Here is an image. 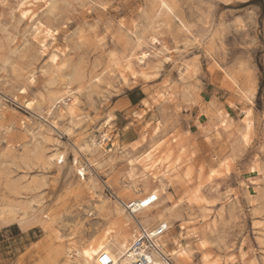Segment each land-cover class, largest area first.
<instances>
[{
    "label": "rangeland",
    "instance_id": "rangeland-1",
    "mask_svg": "<svg viewBox=\"0 0 264 264\" xmlns=\"http://www.w3.org/2000/svg\"><path fill=\"white\" fill-rule=\"evenodd\" d=\"M8 209L0 264H77L105 232L116 249L162 222L188 252L164 264H264V0H0Z\"/></svg>",
    "mask_w": 264,
    "mask_h": 264
},
{
    "label": "bare ground",
    "instance_id": "bare-ground-1",
    "mask_svg": "<svg viewBox=\"0 0 264 264\" xmlns=\"http://www.w3.org/2000/svg\"><path fill=\"white\" fill-rule=\"evenodd\" d=\"M38 36V35H37ZM154 37V36H153ZM34 40V39H33ZM35 41V40H34ZM43 41V40H42ZM38 42V41H37ZM41 42V41H40ZM47 43V42H46ZM39 44V43H38ZM42 45V44H41ZM45 45V44H44ZM149 54L143 53L142 55L139 57L140 60H143L144 58H147ZM141 62V61H140ZM70 94V93H69ZM68 94V95H69ZM62 97H57L56 99V105L60 104L63 102V100H60ZM55 99V98H54ZM63 99V98H62ZM70 99V98H69ZM67 105V104H66ZM27 106H29V104H27ZM71 108V107H70ZM60 113V112H59ZM74 111L73 109L69 110V114H73ZM247 115L250 116L251 114V110L246 111ZM247 118V117H246ZM246 121V127L248 130V132L250 131V128L252 127V120L249 118ZM245 123V122H244ZM107 130V129H106ZM105 130V131H106ZM104 131V130H103ZM247 133H243V139L245 141H248L249 138V134ZM105 133V132H104ZM108 136V135H107ZM104 137V136H103ZM105 139V138H104ZM94 140V139H93ZM108 140V139H107ZM106 142V141H105ZM117 143V142H116ZM90 144V143H89ZM92 144V142H91ZM95 144V143H94ZM99 145H103L104 143L101 142L98 143ZM76 148L73 151V161H72V165H71V169L75 170L76 172H78L79 175H84V171L85 169L79 165V154L81 153V150L83 148V146L81 145V143L77 142L76 143ZM149 153V152H148ZM146 154V153H145ZM68 155L69 152L67 150L64 151H59L55 153V157L57 158V160H59V163H64L67 164L68 162ZM152 155V154H151ZM150 156V155H147ZM53 157V156H52ZM152 157V156H151ZM144 158V156H143ZM146 158V157H145ZM140 159V158H139ZM149 159V158H148ZM146 159V160H148ZM151 159V158H150ZM136 160V159H135ZM143 160V159H142ZM145 160V159H144ZM147 162V161H145ZM134 160L130 159L129 160V165H130V172H129V176H132L135 166L133 165ZM142 165V163H140ZM148 164V163H147ZM157 164V163H156ZM145 165V164H144ZM143 165V166H144ZM158 165V164H157ZM142 166V167H143ZM156 166V165H155ZM154 176V175H153ZM155 178V176H154ZM129 186V185H128ZM131 187V186H130ZM135 188V187H134ZM133 189V188H132ZM140 189V188H139ZM139 189H137V187L133 190L132 194L130 195V197H137L138 196V192ZM164 190V186L162 185L161 189H154L153 191H151L150 193H146V195L142 198H137V199H131L129 202L126 203V205L124 204L122 206L121 211L124 212L126 209L129 208V206L131 205V208L133 212H140L143 210L146 211V209H149L156 200H158L159 195L161 194V192ZM140 193V192H139ZM142 193V192H141ZM155 197V199H152V197ZM145 201H148V203H145ZM122 205V204H121ZM126 207V209L124 208ZM44 211V210H43ZM43 213V212H42ZM141 213V214H142ZM2 217H0V221H4V220H12L9 217L4 216L5 214H11L14 216V212L13 210H5L3 213H0ZM46 214V213H45ZM129 217V216H128ZM151 220V219H150ZM23 221V219L21 220V222ZM145 223L149 222L148 219L144 220ZM143 223V222H142ZM149 224V223H147ZM146 224V225H147ZM160 224L163 225H167L165 222H162ZM140 225V224H138ZM139 230H141V228H145L144 226H139ZM150 228V227H149ZM155 228V226L153 227ZM151 228V229H153ZM147 229V228H145ZM140 232V231H139ZM138 232V233H139ZM135 236L134 234H131L129 232H127L126 234H123L118 240H116V249H113V247L108 246V240H107V232H105L101 237L97 238V239H91L89 242L80 245L79 247H75V251L77 252V254L79 255V259H80V263L79 260L77 262V264H100L99 262L96 261V257L98 255H100V253L102 251H105L106 254H108L112 260H113V264H131L132 261L134 260V258L136 257V253L131 247H132V243L134 242V240L137 238L138 236ZM183 237V235H182ZM181 241V240H180ZM157 244L159 246V249L161 252H163L165 255L167 256H173V257H187V250L185 247H183L182 243H180L178 240L174 241V244L171 248L168 249V244L165 242L164 239V235L159 236L157 238ZM75 252V253H76ZM74 249L73 250H69V255L74 256ZM155 264H164V260L163 258L159 255V253L156 255L155 259H154Z\"/></svg>",
    "mask_w": 264,
    "mask_h": 264
},
{
    "label": "built area",
    "instance_id": "built-area-1",
    "mask_svg": "<svg viewBox=\"0 0 264 264\" xmlns=\"http://www.w3.org/2000/svg\"><path fill=\"white\" fill-rule=\"evenodd\" d=\"M129 209L132 210L131 205ZM167 225L158 224L153 229L141 228L137 238L132 243V249L137 252L136 257L131 264H155L154 259L160 252L157 244V238L164 235L168 231ZM100 264H113L112 258L107 254L99 257Z\"/></svg>",
    "mask_w": 264,
    "mask_h": 264
},
{
    "label": "crops",
    "instance_id": "crops-1",
    "mask_svg": "<svg viewBox=\"0 0 264 264\" xmlns=\"http://www.w3.org/2000/svg\"><path fill=\"white\" fill-rule=\"evenodd\" d=\"M216 95H214V97H215ZM216 98H218V96H216ZM255 185V183H252L251 184V187H253Z\"/></svg>",
    "mask_w": 264,
    "mask_h": 264
},
{
    "label": "snow or ice",
    "instance_id": "snow-or-ice-1",
    "mask_svg": "<svg viewBox=\"0 0 264 264\" xmlns=\"http://www.w3.org/2000/svg\"><path fill=\"white\" fill-rule=\"evenodd\" d=\"M152 199H155V197L153 196ZM145 203H148V201H145Z\"/></svg>",
    "mask_w": 264,
    "mask_h": 264
}]
</instances>
